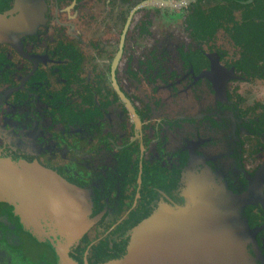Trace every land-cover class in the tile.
<instances>
[{"label": "flooded vegetation", "instance_id": "flooded-vegetation-1", "mask_svg": "<svg viewBox=\"0 0 264 264\" xmlns=\"http://www.w3.org/2000/svg\"><path fill=\"white\" fill-rule=\"evenodd\" d=\"M96 14L114 25L89 42L63 20L94 27ZM0 157L80 191L59 212L86 225L68 250L79 264L122 257L165 205L226 192L264 264V0H0ZM14 210L0 202L4 263L60 264L56 245L76 230L53 226V210ZM27 237L49 257L26 255Z\"/></svg>", "mask_w": 264, "mask_h": 264}, {"label": "water", "instance_id": "water-1", "mask_svg": "<svg viewBox=\"0 0 264 264\" xmlns=\"http://www.w3.org/2000/svg\"><path fill=\"white\" fill-rule=\"evenodd\" d=\"M7 165L11 166L13 168L12 170L16 172H0V202L12 204L15 209H18L17 212H21L19 210L20 208L25 207L26 209H29L31 207L34 208L35 205H37L38 210L41 211L53 210L57 213L54 215V217H57V221L53 224V226H60L61 228L64 226L66 230H76V233L79 235L84 229H86V225H78L77 223H71L68 220L61 222L60 220L61 216H59V212H62V214L66 213V210L70 208L71 202L69 201H71L74 196L80 195V191L76 189L75 186L71 185L56 172H52L48 168H42L36 163L25 160L15 161L10 158L0 157V167ZM22 174H34L46 178L49 181L48 187L40 190V185L27 186L24 184L23 179L19 180V177ZM4 181H6L5 184ZM9 181L12 183L9 184ZM43 200L46 202H41ZM240 200V196L231 192H226L223 197L216 199L213 198L210 203L208 200V209L206 207L201 208L193 197L189 199L190 205L186 209H171V212H167L165 209H158L154 214L146 218L133 229L127 251L122 257L109 260L102 264H152L150 254L154 244L148 243L151 234L161 232L163 236L164 233L169 232L170 227L179 226L183 219L187 220L192 217V219H199V221L204 222L207 219L214 217V215L220 214L232 218V224L228 226L227 231L230 234L229 238L232 249L238 251L239 253H246L247 255L246 247L243 246V242L245 231L248 230V225L246 224L243 227L241 226L240 213L238 210L240 207ZM226 201L227 203L230 202L229 207L227 208V213L225 208ZM204 209H206V211H204ZM208 211H211V213L209 214ZM62 223H64V225H62ZM77 239L78 237L76 236L75 239L70 238L68 243L59 242L56 245L60 264H79L72 257H70L68 253L70 245ZM166 248L167 247H164L163 249ZM221 249L224 251L225 247H222ZM166 257V254L161 255L158 260V264H176V262L172 263L173 259H169L168 261L165 260ZM223 257L225 258L224 261H218V254L214 252L213 257L212 249H209L201 254L198 263L231 264L227 261L225 252H223ZM191 261V258H186L184 260L180 256L178 263L186 264L191 263ZM86 264H88L87 261ZM249 264L251 263L249 262Z\"/></svg>", "mask_w": 264, "mask_h": 264}, {"label": "rangeland", "instance_id": "rangeland-1", "mask_svg": "<svg viewBox=\"0 0 264 264\" xmlns=\"http://www.w3.org/2000/svg\"><path fill=\"white\" fill-rule=\"evenodd\" d=\"M56 11V10H55ZM61 11V10H60ZM52 14H54L55 21H61L63 14L62 12L59 13V11L54 12L52 11ZM99 16L100 19V24H95L94 27H88L87 22L81 21L80 17L78 15H64V19L67 22H72L73 23V30L76 35H78L80 38H84L87 42L89 40H92V38H97L99 33L106 32V29L109 27L111 28L114 23L112 17L107 18L104 16H101L100 14H96ZM87 27V29H82V24ZM137 90H139L140 93H143L144 97L151 98L150 94H153L152 92V85H147V84H142L138 83L137 84ZM37 165L42 166L41 164L37 162ZM46 168V167H44ZM13 168L11 166H4L0 167V172H16L12 170ZM47 169V168H46ZM52 172H55L51 169H49ZM19 172V171H18ZM27 172V171H23ZM23 175V176H22ZM19 177L20 179L24 180V184L27 186H39L40 185V190H43V188H47L49 181L46 178L34 175V174H22ZM48 182V183H47ZM6 181H4V184ZM12 182L9 181V184ZM199 188L206 189V192L208 191L209 188L205 187V184L200 182L199 183ZM202 191V190H201ZM204 198L202 195L195 196L194 198L198 203H200L201 208H207L209 205L207 204L206 206L203 205L204 203H208L209 197ZM75 199L72 198L71 201L73 202ZM82 201V200H81ZM40 202V201H39ZM38 202V203H39ZM41 202H46V201H41ZM83 202V201H82ZM7 203V202H5ZM10 204V203H8ZM12 205V204H10ZM190 205V201H187V203L184 206L180 207H172L171 205H165L161 207L160 209H165L167 212H171L172 210H178L180 208L186 209ZM14 207V206H13ZM83 207V206H82ZM15 208V207H14ZM69 209V208H68ZM67 209V210H68ZM24 215L28 216L30 219H34L35 217L37 218V214L39 212L37 205L29 209L20 208L19 209ZM239 210V208H238ZM14 211H18V209H15ZM206 211V209H204ZM35 218V219H36ZM194 218V217H193ZM206 219V218H204ZM73 223V222H71ZM39 224V223H38ZM232 224V218L227 217L224 215H214V217H211L210 219H207L206 221L202 222L199 221V219H192L190 217L187 220H184L179 224V226H173L170 227L169 232L164 233L162 236L161 232H156L154 234L150 235L149 239V244H154L152 247V252L150 254L152 264H158V260L160 259L161 255L166 254L167 257L165 260L173 259V262H176V264H179V258L181 256L182 259L186 258H191V263H186V264H199L200 256L203 252L208 251L209 249H212V255L214 257V252L218 254V261H224L225 258L223 257V252H225V256L227 261H229L231 264H257L256 263V258H254L252 255H250L247 252L248 258L246 253H239L236 250L232 249V246L230 244V234L227 232L228 231V226ZM245 224L241 223V226L243 227ZM249 230V227H247ZM245 229V228H244ZM247 230V231H248ZM245 231V233L247 232ZM78 233H73L70 234V236L75 239V237H79ZM69 240L67 241V243ZM248 243V238L246 235L244 236V242L243 246L246 247V244ZM164 247H167L166 249H163ZM222 247H225L224 251L221 249ZM247 249V248H246ZM164 250V251H163ZM24 251L26 255L28 254L29 257L35 261L37 259V256H39V252L44 251L47 253V258L49 257L48 250L45 249L44 247L40 246L35 242L32 238L27 237L25 238L24 241ZM163 251V252H162ZM170 253V254H169ZM28 257V256H27ZM28 257V258H29ZM14 263L8 262L4 263V259L0 257V264H32L27 261H19L16 260L15 258H12ZM249 259V262H248ZM51 262V261H50ZM38 264V263H37ZM166 264V263H164Z\"/></svg>", "mask_w": 264, "mask_h": 264}, {"label": "trees", "instance_id": "trees-1", "mask_svg": "<svg viewBox=\"0 0 264 264\" xmlns=\"http://www.w3.org/2000/svg\"><path fill=\"white\" fill-rule=\"evenodd\" d=\"M126 251H127V250H126ZM104 262H107V261H104ZM104 262H103V263H104Z\"/></svg>", "mask_w": 264, "mask_h": 264}]
</instances>
